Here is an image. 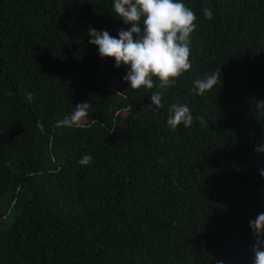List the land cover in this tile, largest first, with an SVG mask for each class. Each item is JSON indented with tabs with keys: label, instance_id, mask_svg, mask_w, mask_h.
Listing matches in <instances>:
<instances>
[{
	"label": "trees",
	"instance_id": "1",
	"mask_svg": "<svg viewBox=\"0 0 264 264\" xmlns=\"http://www.w3.org/2000/svg\"><path fill=\"white\" fill-rule=\"evenodd\" d=\"M182 2L197 16L192 67L157 108L156 89H132L127 67L89 43L90 27H130L113 0H0V264H253L264 0ZM217 70L197 95L193 82ZM82 102L83 126L58 127ZM172 103L207 126L172 131Z\"/></svg>",
	"mask_w": 264,
	"mask_h": 264
},
{
	"label": "clouds",
	"instance_id": "2",
	"mask_svg": "<svg viewBox=\"0 0 264 264\" xmlns=\"http://www.w3.org/2000/svg\"><path fill=\"white\" fill-rule=\"evenodd\" d=\"M113 11L124 24L130 26L128 30L121 29L117 38L111 36L107 30L90 27L89 43L98 47L101 57L114 58L117 68L127 67L128 71L123 79L132 89H141L142 86L149 91L156 89L151 91L152 103L148 107L155 105L162 108L164 92L173 87L177 79L192 67L191 34L197 29L195 12L182 0H113ZM202 14L209 21L214 16L211 8L207 6L202 9ZM220 80V70H217L195 80L193 90L202 96L212 90ZM25 95L29 102L34 98L31 92ZM91 106L88 102L75 105L71 114L57 121V126H83ZM257 106L264 109V101H259ZM167 113V125L172 131L181 124L186 128L191 127L194 120L202 127L207 126L205 117H194L185 103H172ZM37 127L43 131L41 122H37ZM255 151L264 153V144L258 145ZM92 160L93 157L86 154L78 163L88 165ZM260 175L264 177V169H261ZM250 227L256 237L252 246L253 264H264V213L251 220Z\"/></svg>",
	"mask_w": 264,
	"mask_h": 264
}]
</instances>
